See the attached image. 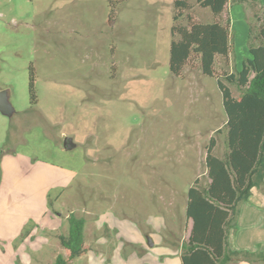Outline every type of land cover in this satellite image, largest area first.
<instances>
[{"label": "rangeland", "instance_id": "374dc122", "mask_svg": "<svg viewBox=\"0 0 264 264\" xmlns=\"http://www.w3.org/2000/svg\"><path fill=\"white\" fill-rule=\"evenodd\" d=\"M174 1L0 0V90L14 107L0 113V264H53L71 213L90 248L71 264H181L187 190L209 182L210 138L226 151L216 79L239 95L224 75L247 57L264 0H230L218 18ZM214 20H229V59L209 77L192 54L173 75L171 26ZM248 226L237 239L231 229L232 250L258 253L238 246Z\"/></svg>", "mask_w": 264, "mask_h": 264}, {"label": "trees", "instance_id": "16d2710c", "mask_svg": "<svg viewBox=\"0 0 264 264\" xmlns=\"http://www.w3.org/2000/svg\"><path fill=\"white\" fill-rule=\"evenodd\" d=\"M196 2L218 18L230 0ZM254 4L257 5L256 0ZM174 5L189 8L184 0H175ZM179 14H175L173 19L176 20ZM254 17L256 24L251 23L248 30L247 57L236 73L224 75L229 84L238 88L239 95L234 96L228 85L216 79L226 116V151L222 157L213 154L215 139L211 137L205 155L209 182L201 186L196 179L187 190L185 217L191 220V228L186 243L181 246V264H226L244 259L264 262L262 251L240 252L229 248L230 231L236 226L238 205L248 200L253 188L264 185V6L262 13L255 12ZM170 33L169 70L173 75H178L191 55L195 54L199 57L201 72L212 77L216 57H222L226 63L233 50L229 20L225 24L214 20L192 22L188 27L173 25ZM29 79L35 101L32 75ZM84 226L83 217L72 213L68 216V232L59 235L63 253L55 256L53 264H71L75 258L90 250L84 242Z\"/></svg>", "mask_w": 264, "mask_h": 264}, {"label": "crops", "instance_id": "0c3cea01", "mask_svg": "<svg viewBox=\"0 0 264 264\" xmlns=\"http://www.w3.org/2000/svg\"><path fill=\"white\" fill-rule=\"evenodd\" d=\"M228 4L229 2L227 3L226 7L228 6ZM237 59L238 58L236 56L235 59L237 65L236 68H238L239 65ZM251 192H252L251 193L252 196H249L248 200L242 201V203L239 204L240 206L238 207L236 226L234 228L235 238L237 239L240 236L239 233L243 230L242 221L248 222L251 224V226H248V230L244 231L245 232L244 235H241V237H244V240L239 241L238 246L243 249L254 250L255 248H258V251H263L262 249L264 248V185L259 188H255V189L253 188ZM249 219L251 222H249ZM20 225L17 228H19ZM32 237L33 234H31L30 232L25 242L27 243V241H29V238L30 241L34 240L33 239L34 237L33 238ZM248 238L251 239L250 242L245 241ZM229 242H230L229 248L232 250L233 246L230 238H229ZM244 243H247L248 245H244ZM88 252H90V250ZM179 255L180 253H178L177 257H179L180 259ZM226 264H247V263L241 262L240 260L237 262L236 261L228 262Z\"/></svg>", "mask_w": 264, "mask_h": 264}, {"label": "water", "instance_id": "95a60500", "mask_svg": "<svg viewBox=\"0 0 264 264\" xmlns=\"http://www.w3.org/2000/svg\"><path fill=\"white\" fill-rule=\"evenodd\" d=\"M0 113L5 116H10L14 113V107L9 101V94L7 89L0 90ZM76 146L70 137H65L63 140V147L65 149H72ZM147 244L152 246L153 243L150 238L147 239Z\"/></svg>", "mask_w": 264, "mask_h": 264}, {"label": "flooded vegetation", "instance_id": "af4514ba", "mask_svg": "<svg viewBox=\"0 0 264 264\" xmlns=\"http://www.w3.org/2000/svg\"><path fill=\"white\" fill-rule=\"evenodd\" d=\"M72 139V138H71Z\"/></svg>", "mask_w": 264, "mask_h": 264}]
</instances>
